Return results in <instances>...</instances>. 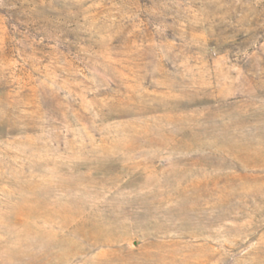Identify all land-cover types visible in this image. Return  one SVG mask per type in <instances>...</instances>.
Returning <instances> with one entry per match:
<instances>
[{
    "label": "rangeland",
    "instance_id": "rangeland-1",
    "mask_svg": "<svg viewBox=\"0 0 264 264\" xmlns=\"http://www.w3.org/2000/svg\"><path fill=\"white\" fill-rule=\"evenodd\" d=\"M0 264H264V0H0Z\"/></svg>",
    "mask_w": 264,
    "mask_h": 264
}]
</instances>
